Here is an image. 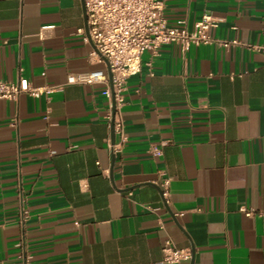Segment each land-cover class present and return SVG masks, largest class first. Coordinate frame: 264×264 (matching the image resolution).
Here are the masks:
<instances>
[{"label":"crops","instance_id":"1","mask_svg":"<svg viewBox=\"0 0 264 264\" xmlns=\"http://www.w3.org/2000/svg\"><path fill=\"white\" fill-rule=\"evenodd\" d=\"M164 2L213 41L143 53L113 153L83 0H0V79L61 87L0 99V264H264V0Z\"/></svg>","mask_w":264,"mask_h":264},{"label":"built area","instance_id":"2","mask_svg":"<svg viewBox=\"0 0 264 264\" xmlns=\"http://www.w3.org/2000/svg\"><path fill=\"white\" fill-rule=\"evenodd\" d=\"M88 39L92 43L91 58L108 62L112 73L110 81L103 71L71 75L69 82L107 83L105 94L109 98L106 114L108 123H113L115 141L107 138L109 149L118 152L125 139V123L122 109L125 104V91L131 76L140 70L141 57L147 50L158 52L160 47L168 43L188 46L209 44L213 41L211 29L218 21L208 13H204L192 30L187 26H169L164 15V0H84ZM237 41H233L235 43ZM229 42L222 45L229 46ZM60 86L33 85L21 78L19 81L0 79V99H14L22 93L33 96L50 94L59 90ZM118 136V138H117ZM170 179L163 177L160 183L161 194L167 199ZM247 214L251 211L243 209ZM163 264H182L192 257L188 247H179L171 239H167L163 247Z\"/></svg>","mask_w":264,"mask_h":264},{"label":"water","instance_id":"3","mask_svg":"<svg viewBox=\"0 0 264 264\" xmlns=\"http://www.w3.org/2000/svg\"><path fill=\"white\" fill-rule=\"evenodd\" d=\"M83 7H84V17H85V31L87 36L89 35V28H88V23H87V14H86V8H85V2L83 0ZM106 66H107V72H108V77L110 79V81H112V73L110 71V66L108 64V62L105 60ZM111 138L112 141H115V132H114V127H113V123L111 124Z\"/></svg>","mask_w":264,"mask_h":264}]
</instances>
